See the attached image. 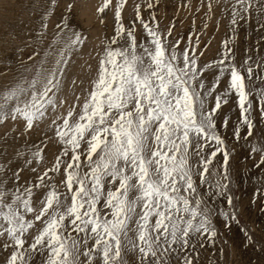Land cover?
<instances>
[{
  "label": "snow or ice",
  "instance_id": "obj_1",
  "mask_svg": "<svg viewBox=\"0 0 264 264\" xmlns=\"http://www.w3.org/2000/svg\"><path fill=\"white\" fill-rule=\"evenodd\" d=\"M112 2L102 0L97 13ZM224 3L228 7L222 12L234 35L252 20L253 9L257 17L264 13V0ZM156 6L150 0L137 4L134 18L125 23L124 0H115L114 34L98 53L97 72L83 90L82 103L71 80L75 100L66 114L55 110L66 103L63 85L72 56L86 42L66 17L55 25L42 52L28 57L33 63L0 91V123L21 121L27 132L48 119L53 135L45 137L56 143L54 163L42 172V148L16 153L35 174L23 184L22 168L9 176V168L0 166L4 264H33L37 255L40 264H198L197 244H215L219 236L213 216L222 217L226 229L238 222L230 194L229 148L216 116L234 98L239 117L233 134L239 140L246 127L251 137L249 98L256 94L264 122V87H250L252 57L238 65L227 41L221 57L201 64L203 53L191 36L182 44L179 34L171 38L174 26L161 31L154 14L143 17L142 8ZM72 7L67 5L68 12ZM212 8L213 0H208L206 15ZM51 14L47 6L40 14L37 43L46 35ZM209 71L211 80L206 79ZM223 123L228 124L227 117ZM257 143L250 153H259L264 164V143ZM218 153L222 163L214 160ZM220 197L234 210L217 213L210 202ZM241 231L251 244L247 230Z\"/></svg>",
  "mask_w": 264,
  "mask_h": 264
},
{
  "label": "rangeland",
  "instance_id": "obj_2",
  "mask_svg": "<svg viewBox=\"0 0 264 264\" xmlns=\"http://www.w3.org/2000/svg\"><path fill=\"white\" fill-rule=\"evenodd\" d=\"M95 1L0 0V91L11 85L13 80L23 72L24 67L33 63L28 60V57L34 51L42 52L43 48L51 41L53 33L57 31L55 25L66 17L70 27L80 31L86 37V42L72 56L68 79L63 85L62 95L66 98V103L62 107L58 106L55 114H66L69 105L75 100L73 86H71L72 79L76 81L75 94L81 96L82 103L83 90L90 88V82L97 72L98 53L103 50L104 42L114 34V7L112 5L115 0L108 9H105L104 13H97V8L101 5L102 0ZM126 1L124 0L122 8L125 23L130 17L134 18L137 4L144 5L146 3V0L134 2V8L127 15L125 14ZM87 2L93 4L94 7L84 8L83 5ZM150 2L157 6L154 9L142 8L143 17L148 19L150 15L154 14L161 31L166 32L169 27L174 26L171 38L176 39L179 34L183 37L182 44H187L189 36H191V43L203 53L198 57L201 64L221 57L225 41H227V47L235 51L230 55H233L238 65L246 57H252L253 76L250 87H264V29L258 30L260 21L264 23V13L257 17L255 9H253L252 20L248 24H244L235 35L230 31L233 40L226 38L224 40L223 35L226 36L229 32H227L228 30L223 31L218 24L222 22L221 18L228 25V19L224 17L223 12L214 9L217 3L213 2L212 12L206 15L208 0H203V6H200L201 0H150ZM69 3L73 4L70 12L67 10ZM46 6L51 8L52 14L48 18V27L46 35L42 37V43H37L36 32L41 22L40 14ZM197 7H199V11H197ZM86 9L89 10L88 14ZM109 9L111 12L108 11ZM101 19H103V23L100 22ZM217 19L219 20L217 21ZM205 23L207 27L204 26ZM137 30L139 35V25H137ZM220 33L222 37L214 39ZM212 40L217 43L216 50H220H218L219 56L213 55L212 57L207 49L211 46ZM207 76L211 80L212 72H207ZM220 87L222 88V85ZM249 99L253 102L254 135L251 137H248L246 127H241L239 140L233 134L239 117V107L234 98L228 104H222L221 109L218 110L219 114L216 116L218 132L229 148L230 194L233 197L235 210H238V222L232 223L230 228L226 229L223 218L218 214L213 216V224L218 229L219 236L215 244L204 242L203 247L197 244L198 264H264V198H261V192H264V164L260 162L259 153H250L252 144L259 146L257 142L264 143V122L261 121L256 94L253 93ZM212 102L214 103V99ZM48 115H52L51 108L48 110ZM225 117L228 118L226 126L223 123ZM49 123L48 119L37 122L27 132L24 131V123L21 121L9 120L0 123V166L9 168V176H11L12 170L17 167L22 168L23 171L20 172L21 184L26 180L34 179L35 174L24 166L22 159H17V152L24 153L28 147L42 148L43 159L38 165V171L41 172L45 167H50L54 163L56 143L45 137V134L48 137L53 135L46 127ZM214 160L217 163H222V154L218 153ZM197 183H199L198 178ZM257 189L260 191L258 192ZM210 206L215 207L217 213L220 209L229 212L234 210L228 208L223 197L210 202ZM241 229H246L252 237L251 244ZM6 255L7 253L0 251V264H4ZM192 255L196 258L195 253ZM33 264H40L38 255L33 258ZM172 264H177V261L173 260Z\"/></svg>",
  "mask_w": 264,
  "mask_h": 264
},
{
  "label": "bare ground",
  "instance_id": "obj_3",
  "mask_svg": "<svg viewBox=\"0 0 264 264\" xmlns=\"http://www.w3.org/2000/svg\"><path fill=\"white\" fill-rule=\"evenodd\" d=\"M91 1V0H90ZM93 1V0H92ZM97 1V0H96ZM95 1V2H96ZM137 1H141V0H127L126 1V8H125V14H129L130 13V11H132V9L134 8V2H137ZM143 1V0H142ZM85 2V1H84ZM213 2L216 4V0H213ZM88 3V2H87ZM85 4V5H83L84 6V8H90V7H94V5L92 4H90V3H88V4ZM92 3V2H91ZM114 3H115V1H114ZM95 4V3H94ZM113 4V3H112ZM220 4H221V8H220ZM112 7H114V5H112ZM225 7H228V5L227 4H225L224 3V0H220V2H219V4H217V6H216V8H214V9H218V10H220V12H222V9L223 8H225ZM111 9V8H110ZM110 9L108 10V11H110ZM82 10V9H81ZM85 11V10H84ZM86 11H87V9H86ZM89 11V10H88ZM88 11L86 12L87 14H88ZM91 12V11H90ZM111 12V11H110ZM84 14V13H83ZM86 14V15H87ZM85 15V14H84ZM114 16V15H113ZM263 16V15H262ZM82 17V16H81ZM87 17H88V15H87ZM226 19H227V17L226 16H224ZM83 18H84V16H83ZM86 19V18H85ZM113 19V18H112ZM223 19V18H222ZM255 19V18H254ZM109 20V19H108ZM219 19H217V21H218ZM260 20V19H259ZM216 21V22H217ZM220 21H222V22H220L219 24L218 23H216V24H218V26H220L221 28H222V30L223 31H225V30H228L227 32H229L228 33V35H223V37H224V40H225V38L228 40V39H231V40H233V36H232V34L230 33V30H229V27H228V25L226 24V22L224 21V20H221V18H220ZM254 22H256V21H254ZM259 23V22H258ZM260 23H262L261 21H260ZM86 24H87V22H86ZM251 25V24H250ZM252 26V25H251ZM247 27H248V25H247ZM246 27V28H247ZM222 32V31H221ZM245 33H247V32H245ZM247 35V34H246ZM209 36H211V35H209ZM222 37V34L220 33V34H218V37H214V39L215 38H221ZM247 38V37H246ZM208 39H210V38H208ZM212 39V38H211ZM222 41V40H221ZM226 42V41H225ZM220 43V42H219ZM218 43V44H219ZM222 44V43H221ZM216 45H217V43L214 41L213 42V40H212V43H211V46L210 47H207V49L209 50V52H210V55L212 54V57H213V55H218L219 54V51L218 50H216ZM223 46V45H222ZM218 47V46H217ZM234 47V46H233ZM218 51V52H217ZM263 51V50H262ZM262 51H261V53H262ZM233 52H235V51H233ZM260 53V52H259ZM209 54V53H208ZM210 55H207V56H210ZM219 56V55H218ZM247 56V55H246ZM245 56V57H246ZM206 79L207 80H209V77L207 76L206 77Z\"/></svg>",
  "mask_w": 264,
  "mask_h": 264
}]
</instances>
